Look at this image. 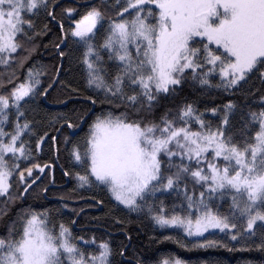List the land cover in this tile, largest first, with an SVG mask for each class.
<instances>
[{"label": "snow or ice", "instance_id": "6c2138e0", "mask_svg": "<svg viewBox=\"0 0 264 264\" xmlns=\"http://www.w3.org/2000/svg\"><path fill=\"white\" fill-rule=\"evenodd\" d=\"M124 3L116 18L107 20L106 29L100 6L89 7L67 31L58 22L61 36L52 45L61 58L65 56L61 44L69 36L84 49L86 87L109 109L92 114L82 142L63 137L71 160L83 169L71 173L77 187L105 189L128 213L146 215L155 227L195 239L193 248L227 247L204 238L205 233L218 231L245 246L258 239L254 247L264 253V0ZM57 6V0H0V66L23 68L38 47L35 41L50 30L47 23L37 30L34 18L43 12L55 21ZM63 11L72 21L76 9ZM59 73L58 68V80ZM40 75L41 68L30 67L24 81L14 83L18 80L14 69L0 73V88L13 85L0 94V198L5 208L31 195L40 180L34 170L51 169L39 163L20 169L21 162L33 159L25 139L35 135L28 106L37 96H48ZM59 83L68 97L65 106L80 96L71 82ZM186 86L201 93H239L246 99L259 93L261 107L253 111L247 102L228 99L206 109L218 117L215 125L204 119L205 112L194 101L166 111L158 120L151 118L162 99L176 96ZM85 102L95 106L98 101L87 96ZM82 116L77 113L73 122L61 115L60 127L79 129ZM7 125L11 131H5ZM46 138L55 144L56 135L45 132L36 140L37 149ZM14 176L15 189L10 183ZM173 194L182 202L168 208L161 197ZM224 203L226 213L220 210ZM5 214L0 211V216ZM126 239L131 241V236L126 234ZM81 244L95 245L96 252H86ZM113 255L110 241L97 244L94 236L87 241L74 237L64 223H54L47 210H22L0 236V264H113ZM119 255H124L123 248ZM136 264L147 261L137 257ZM160 264L187 262L175 257Z\"/></svg>", "mask_w": 264, "mask_h": 264}, {"label": "trees", "instance_id": "16d2710c", "mask_svg": "<svg viewBox=\"0 0 264 264\" xmlns=\"http://www.w3.org/2000/svg\"><path fill=\"white\" fill-rule=\"evenodd\" d=\"M58 6L54 9L56 20L52 21L47 18L45 13H41L38 18H34L37 30L45 23L49 25L47 35L38 38L35 43L38 45L35 53L23 66L18 68L15 64L12 69H5L0 66V73L15 70L16 82H23L30 67H38L42 69L41 87L48 89V96L44 98L37 96L34 103L29 104L28 119L35 124V135L28 137L32 146L33 159L30 162H21L20 169L30 167L32 163H39L42 166L49 164L51 169L45 168L44 173H38L34 170L33 176L40 175L33 188L30 189L31 195L24 199L17 200L15 204L8 205L5 208L4 198H0V211L6 214L0 216V236L4 235L7 226L12 221L17 220L22 210L32 209L36 212L47 210L54 223H64L72 231L74 237H83L84 240H90L95 237L97 244L101 240L111 242L113 248V264H136L137 257L147 261V264H160L164 259L179 257L187 262V264H264V253L258 251L254 244H258L259 240H250L245 246L240 243L232 242L224 233H218L215 236H207L206 239L215 240L219 244L227 245V247L214 248H193L192 244L196 243L195 239L186 237V235L177 230L160 229L155 227L152 221L146 215H137L128 213L117 206L111 200L107 191L100 187L78 188L77 181L71 173L83 172L74 161L71 160L67 148L63 143V137L67 136L73 140L81 139L88 131V125L91 123L93 113L109 110L107 105H101L99 99L92 90L86 87L83 79L84 65L81 63L84 49L77 45L69 36L61 49L65 52L63 58L58 56L56 49L52 46L54 42L59 41L61 29L58 22L62 21L64 30L67 31L73 21L80 18L89 7L100 6L105 12L106 21L104 29L107 28V20L114 19L117 13L122 10V3L117 0H57ZM65 8H75L72 21L64 14ZM103 30L98 34V40L102 37ZM23 56L25 53L20 52ZM60 69L59 80L57 79V69ZM71 82L72 87L78 88L79 97H73V102L67 103L68 99L65 89L59 83ZM52 84V88L48 85ZM13 87L12 84L5 83L4 88H0V94H7ZM247 87V86H245ZM258 87V85H257ZM259 93L251 99L241 97L239 93L231 96L218 91L210 93H201L198 89L186 86L182 91L174 97L162 99L156 107L152 119L158 120L166 111L175 110L184 102H195L201 112H205L207 118L213 125L219 123L217 116H211L206 109L217 107L227 103L228 99H234L237 103L247 102L253 111L260 110ZM87 96L97 98L95 106L86 103ZM82 113V120L79 129L61 128L64 123L61 115L73 118L75 115ZM217 117V118H216ZM239 126V121H236ZM12 129L11 125L7 126V130ZM48 132L49 135H56V142L52 144L48 142L36 148V140L38 136ZM59 149V153L56 152ZM57 155L59 158L57 159ZM67 171L70 175L65 176ZM13 189L17 187L15 176L10 180ZM47 188L48 192H42L43 188ZM22 191V189H20ZM16 194L15 192L13 193ZM165 201V206L171 208L174 204L181 203L180 199H176L175 195L171 197H161ZM96 201H103L102 205ZM67 207H64V205ZM83 209V211H81ZM221 211L227 209V204L220 207ZM75 210V211H73ZM113 218L124 221V224H116ZM75 221V223H71ZM126 234L131 236V241L126 239ZM171 237V239H165ZM181 245H184L183 247ZM86 252L95 253L96 246L85 247L79 245ZM123 248L124 255H119ZM244 250H241V249ZM251 248V250H248Z\"/></svg>", "mask_w": 264, "mask_h": 264}, {"label": "rangeland", "instance_id": "374dc122", "mask_svg": "<svg viewBox=\"0 0 264 264\" xmlns=\"http://www.w3.org/2000/svg\"><path fill=\"white\" fill-rule=\"evenodd\" d=\"M119 3H122V6H123V7L126 6V4L124 3V0H119ZM123 7H122V10H123ZM122 10H121V11H122ZM121 11H120V12H121ZM129 11L131 12V10H129ZM133 15H134V13H133ZM124 16H125V18H130V17L128 16L127 13H125ZM80 18H81V17H80ZM80 18H78L77 20H79ZM214 82H216V81H214ZM208 114L211 115V116H214L212 113H208ZM207 118H209V117H208L207 115H205V116H204V119H205L206 121H209ZM216 118H217V117H216ZM7 126H8V125H7ZM7 126L5 127V131H11L12 129L7 130ZM195 127H196V125H193V128H194V129H195ZM6 142H7V141H6ZM198 191H199V189H198ZM181 202H182V201H181ZM225 204H227V203H224L223 205H225ZM223 205H222V206H223ZM222 206H221V207H222ZM227 209H228V204H227ZM227 209H226L225 211H223V212L226 213V212H227ZM220 210H221V209H220ZM218 233H219V232L217 231L216 234H218ZM216 234H214V235H209V233H205V234H204V238H207V236H209V237H210V236H215ZM191 239H193V238H191Z\"/></svg>", "mask_w": 264, "mask_h": 264}]
</instances>
